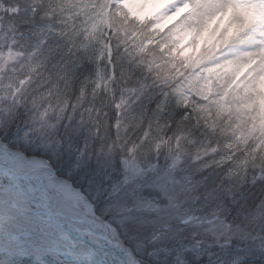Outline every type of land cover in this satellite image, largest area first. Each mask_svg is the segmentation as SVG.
I'll return each instance as SVG.
<instances>
[{
  "label": "trees",
  "instance_id": "obj_1",
  "mask_svg": "<svg viewBox=\"0 0 264 264\" xmlns=\"http://www.w3.org/2000/svg\"><path fill=\"white\" fill-rule=\"evenodd\" d=\"M117 7L109 0H0V55L12 57L0 70V139H44L52 164L90 199L116 184L130 161L151 176L172 157L195 205L206 213L225 209L233 235L190 239V248L177 247L182 261L170 251L165 263L264 264V140H251L234 116L182 97L166 69L170 30ZM111 71L110 94L103 83Z\"/></svg>",
  "mask_w": 264,
  "mask_h": 264
},
{
  "label": "rangeland",
  "instance_id": "obj_2",
  "mask_svg": "<svg viewBox=\"0 0 264 264\" xmlns=\"http://www.w3.org/2000/svg\"><path fill=\"white\" fill-rule=\"evenodd\" d=\"M226 1L232 10L246 12L249 16V32L262 46L264 0ZM109 3L118 6L117 12L128 13L130 17L137 19L131 15V8L125 0H109ZM188 13L187 11L175 20L166 22L151 10L146 13L144 19L137 20L142 22L150 19L154 27L170 30V46L173 53L168 56L166 69L175 73L174 81L178 84L182 97L185 96L187 100L208 108H216L219 114L234 116L244 125L242 129L251 140H264V83L260 78L248 80L246 75L250 65L240 66L231 56L224 57L226 54H218L207 60L201 58L204 46L210 50L220 34L215 33V30L211 32V27L207 32H211V38L206 42L207 35L191 33L185 21ZM109 14L110 9L107 8L104 21L107 30L110 26ZM217 19L218 22L222 21V18ZM106 50L107 58L111 60L109 58L112 51L109 44ZM11 60L9 54L0 55V70ZM113 80L114 77L110 74L108 80L103 83L110 94L113 92ZM217 86L225 90L217 91ZM40 122L47 126L45 118ZM43 140L32 139L29 134L20 133L14 136L12 141L0 139V144L21 151L28 157L47 161L57 176L67 180L82 196V201L78 203L79 210L87 209L90 220L104 231L113 245L112 252L116 255L118 254L115 250H119L130 253L138 264H166L170 251L177 253L175 259L182 261L184 253L177 247L182 245V248H190V239H205L206 235L219 242L231 239L233 230L225 221V209L206 213L203 207L195 205L191 186L176 174L178 160L169 157L168 165H164L167 161L164 158L163 163L161 161L152 169L151 176L141 173V169L130 161L116 184L107 189L101 188L102 192H94L96 195H92L93 198L90 199L70 178L64 176V171L58 170L52 164L49 155L51 156L53 148ZM29 150H38L39 153H30ZM76 170L77 167L74 166L71 173L74 174ZM153 194L155 197L151 196ZM48 219L47 217L46 221L50 220ZM168 248L170 250H164ZM157 257L162 258L157 261ZM98 260L99 264H105L102 259Z\"/></svg>",
  "mask_w": 264,
  "mask_h": 264
},
{
  "label": "bare ground",
  "instance_id": "obj_3",
  "mask_svg": "<svg viewBox=\"0 0 264 264\" xmlns=\"http://www.w3.org/2000/svg\"><path fill=\"white\" fill-rule=\"evenodd\" d=\"M125 1L135 15L145 17L153 10L166 22L188 11L185 21L191 33L207 35L206 42L214 30L220 34L210 50L204 46L201 58L226 54L239 65H250L248 80L260 78L264 83V44L249 32L246 12L232 10L226 0ZM81 201L79 192L47 161L0 144V264H99L98 259L105 264H138L112 252L87 209L79 210Z\"/></svg>",
  "mask_w": 264,
  "mask_h": 264
},
{
  "label": "water",
  "instance_id": "obj_4",
  "mask_svg": "<svg viewBox=\"0 0 264 264\" xmlns=\"http://www.w3.org/2000/svg\"><path fill=\"white\" fill-rule=\"evenodd\" d=\"M115 1H117V0H115ZM132 14V16H135V17H137V19H144V16H138V15H135L133 12H131ZM109 59H111V58H109ZM110 64H111V61H110ZM112 67V66H111ZM111 76H113L114 77V75H113V72H112V74H111ZM113 248L111 247V250H112ZM115 252L120 256V255H122V256H130L131 258H133L134 260H135V258L129 253H125V252H121V251H119V250H115Z\"/></svg>",
  "mask_w": 264,
  "mask_h": 264
}]
</instances>
